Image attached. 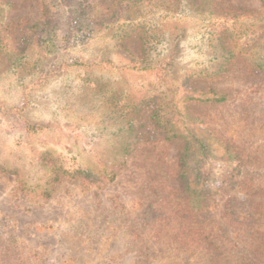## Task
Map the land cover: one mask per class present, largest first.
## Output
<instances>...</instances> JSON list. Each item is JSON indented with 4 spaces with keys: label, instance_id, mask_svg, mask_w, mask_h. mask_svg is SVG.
Wrapping results in <instances>:
<instances>
[{
    "label": "rangeland",
    "instance_id": "374dc122",
    "mask_svg": "<svg viewBox=\"0 0 264 264\" xmlns=\"http://www.w3.org/2000/svg\"><path fill=\"white\" fill-rule=\"evenodd\" d=\"M46 2L0 0V264H264L263 0Z\"/></svg>",
    "mask_w": 264,
    "mask_h": 264
},
{
    "label": "trees",
    "instance_id": "16d2710c",
    "mask_svg": "<svg viewBox=\"0 0 264 264\" xmlns=\"http://www.w3.org/2000/svg\"><path fill=\"white\" fill-rule=\"evenodd\" d=\"M39 1L41 2V4L44 7L45 22L37 23L35 26L41 27L42 28L41 32H45L46 35L49 36L51 39V37L53 35L52 28L45 31L46 30L45 28L48 25H50V18H51V15L49 14L48 9H47V2H46V0H39ZM263 2H264V0H263ZM5 6H9V5L6 4ZM5 6L3 8H5ZM0 17H2L1 14H0ZM163 48H166V45H164V43H163ZM225 99L226 98L223 95H221L219 97H214V99H212V100H214L215 102H224ZM157 118H158V115L155 114L153 116V119H155L154 125H155V127L162 128L164 130V133H165L164 139L166 141L171 142L174 140H182V141H184V145H185L186 150H189L190 148L197 147L199 150L200 156L206 155L205 151L207 150V146L204 144L203 141L198 139L196 136L192 135V133H190V132H188L187 135H183L182 133L175 131L169 121H161V119H159V118L157 119ZM132 138H134V137H132ZM130 140H134V139H127V141L124 144L123 150H122L124 155L122 156V154H121V157H119V161H117L118 163H116V164L114 163L102 171V176L105 180H109V182H112L116 178V168L119 166H122L124 164L123 157H126V155H127V150L129 148V145L131 144ZM180 165H181V167H185V165H186L185 159L183 157L180 158ZM180 178H181V180L185 179L182 175L180 176ZM185 187H186L185 190L187 192V198L189 199V208L196 214L202 213L207 206L210 191H208L207 189H203V191H202V189L201 190H199L197 188L193 189L188 184ZM188 193H189V195H188ZM208 246L212 247V251H215V252L219 251V247H217L212 242H209ZM261 257L263 258L264 255L262 254ZM251 261L249 259H247V261H245V262L250 263ZM217 262L218 261H213V263H211V264H218Z\"/></svg>",
    "mask_w": 264,
    "mask_h": 264
}]
</instances>
